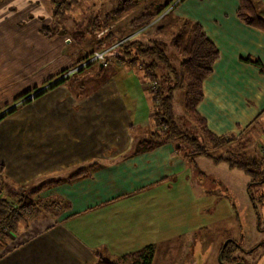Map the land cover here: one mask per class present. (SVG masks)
I'll list each match as a JSON object with an SVG mask.
<instances>
[{
    "label": "crops",
    "instance_id": "crops-1",
    "mask_svg": "<svg viewBox=\"0 0 264 264\" xmlns=\"http://www.w3.org/2000/svg\"><path fill=\"white\" fill-rule=\"evenodd\" d=\"M45 1L0 0L6 5L0 10V113L15 107L0 118V196L15 199L19 186L61 180L39 193V199H47L48 209L21 224L14 234L5 231L0 236V264L114 261L152 241L150 237L145 239L148 242L138 241L134 209L139 203L129 199L137 191L155 188L158 181L167 186L172 175L190 172L174 142L133 152L135 143L153 128L142 72L138 82L128 68H120L121 84L103 73L107 66L97 63L96 70L78 82L70 83V78L19 104L24 93L45 89L60 76L56 73L61 66L57 55L63 48L60 35L45 38L39 30L54 24L46 13L52 5L46 9ZM253 2L264 18V0ZM238 6L239 0H180L171 13L177 22L180 18L199 23L217 48L219 56L202 82L197 111L211 132L232 134L235 141L249 129L251 136L264 135L259 120L264 117V30L240 20ZM104 94L107 102H115L109 104L114 110L107 117L113 121L95 127L90 101L105 99ZM240 140L242 148L248 145ZM100 144L111 151H101ZM80 169L86 171L68 177ZM190 224L194 227H177L179 232L168 228L164 239L168 242L176 234L182 241L194 237L198 244L206 225L200 219Z\"/></svg>",
    "mask_w": 264,
    "mask_h": 264
},
{
    "label": "rangeland",
    "instance_id": "rangeland-1",
    "mask_svg": "<svg viewBox=\"0 0 264 264\" xmlns=\"http://www.w3.org/2000/svg\"><path fill=\"white\" fill-rule=\"evenodd\" d=\"M142 1L144 2L139 8L125 12L113 19L111 25L114 26L112 29L115 32V37L123 36L121 41L131 37L141 38L143 41H146V38H158L166 44L165 51L171 57L174 65L180 68V57L174 54L173 45L169 42L172 33H175L180 26L181 19L179 18V22H177L175 15L171 14L176 6L175 3L178 4L180 0H171L169 5L147 25L134 30L130 26L131 20L145 6L144 4H148L151 0ZM161 1L165 2L168 0ZM45 2L47 9L51 5V0H46ZM112 3V0L85 1L81 5L73 7L62 18L57 20L48 16V14L51 16L50 8L46 10L48 21H54L57 24L55 25L56 27H64L67 31L66 35H58L63 48L61 54L57 55L58 59L60 58L59 62H61V66L58 65L56 68L57 75H60L61 71L65 69L64 73L70 71L69 76L74 74L71 76L70 83L78 82L84 74L96 70L97 61L100 62V58H98L100 54L104 55L105 58L108 54L107 58L109 61L103 73L112 74L114 80L122 84V80H118L122 73L119 70L120 68L126 70L128 68L127 71H130L132 79L135 77L139 82L138 74L141 71L133 69L126 64H117L116 62L114 64L112 56L106 53L114 45L100 49L94 44L92 21L97 16L103 17ZM5 7L6 5H0V10L1 8L5 9ZM7 14L10 15L9 12ZM14 18L16 16H13ZM50 25L54 26V24ZM104 31H99L97 36ZM82 54L85 57L78 61ZM74 64L76 66H73ZM60 67L61 69L58 70ZM79 68H83V71L78 72ZM59 78L60 76L56 80ZM142 87L144 94L148 95V82L145 85L142 83ZM183 90V87H180L175 91V113L179 123L185 125L183 122L187 114L183 111ZM128 94L132 98V92ZM104 97L105 99L103 97H95L94 101L89 102L94 108L95 127L98 123L107 122L108 120L113 121V118L109 119L107 117L114 110L110 106L112 105L111 103L115 104V102H107L105 94ZM132 99L136 103V97ZM124 100L128 103V95ZM22 102L23 99L21 98L19 104ZM259 120H262V124H264V117ZM186 126H190L187 128L188 130H193L191 124ZM113 133V131L109 132L112 136L114 135ZM249 134L250 129L246 131L245 136L241 140L239 139L242 143H247L248 141V145L243 148L245 154L242 153L243 149L241 148L238 149L240 152L237 151V147L240 146L238 144L239 140L233 143L235 152H231L247 157L248 154L256 155V157L261 155L264 151V135L261 136V133L257 132L254 135L255 138L252 139L254 136ZM173 144L175 147L176 143L174 142ZM99 148L105 153L111 151V148L104 146V144H100ZM211 152L215 156H230L219 148ZM238 159L242 161V159ZM183 160L185 169L190 173H182L178 176L172 175L167 186L158 181L155 188L152 186L151 189L137 191L136 197L129 199L137 200L136 202L139 203L134 209L139 217H136L137 220L134 222V229L140 233L138 241L142 239L148 242L145 239L152 238V241L150 240L146 243L151 245L152 261L154 263L160 262V264H186L193 255L192 257L197 260L198 264H232L218 259L219 249L227 241V236H229V238L237 240L240 245L237 249L231 251V258L235 257L237 261H241L243 264H264V243L258 245L260 242H264V183L251 184L254 181L252 178H258L262 175L264 163L258 165L260 168H251L253 172H244L237 167H229L224 160L215 161L213 157L199 153L188 157L184 156ZM27 195L32 200L48 203L47 199H39L40 194L34 197L31 194ZM51 199L49 198L48 200ZM148 215L150 217H147ZM199 219L206 225V232L202 234V241H198V244L200 243L204 250L201 249L200 245L195 244L194 237L192 240L189 238L182 241V236L174 234L170 241L166 242L168 239H164L165 232L170 231L168 228L173 229L174 227V231L179 232L177 227L180 229H184V226L187 228L194 227L190 223L199 222ZM20 227L22 226L20 225ZM256 245L258 246L251 252H245V250L251 249ZM118 258L115 257V259Z\"/></svg>",
    "mask_w": 264,
    "mask_h": 264
},
{
    "label": "trees",
    "instance_id": "trees-1",
    "mask_svg": "<svg viewBox=\"0 0 264 264\" xmlns=\"http://www.w3.org/2000/svg\"><path fill=\"white\" fill-rule=\"evenodd\" d=\"M85 1L89 0H51V18L56 20L62 18L73 7L81 5ZM170 1L151 0L148 4L145 3V6L131 20L130 26L132 29H140L147 25L169 5ZM112 2L111 7L103 17L97 16L94 18V22L92 21L94 44L100 49L114 45L106 52L112 56V60L119 64H126L131 68L139 67L144 80L150 85L147 91L152 104L151 122L153 128L149 132L148 137L135 143L133 152L152 150L170 141L176 143L175 149L183 157L199 153L211 156L215 161L224 160L229 167H237L244 172H253L251 168H260L258 165L264 163V151L258 157L253 154H248V157L242 154H234V135L214 134L208 129L204 118L197 111V105L203 98L202 82L211 73L213 64L219 56L217 48L206 36L201 25L197 22L190 23L189 20L182 19L179 28L175 33H172L169 42L173 45L174 54L180 57V68H177V65H174L171 57L165 51L166 44L160 39L152 37L146 38V41H143L141 38L131 37L121 41L123 36L115 37L114 30L110 28L114 18L125 12L139 8L144 1L112 0ZM236 14L244 23L264 30V18L259 15L253 0H239ZM55 25L57 24L54 22V26L49 24L42 26L39 29L40 33L45 38L67 34L64 27L58 28ZM101 30L105 31L97 36ZM117 42L119 43L115 44ZM84 57L85 55H80L78 61ZM246 60L250 61L251 59L247 58ZM252 62L259 65L257 60ZM73 66H76V64ZM82 70L83 68H79L78 72ZM64 71L65 69L61 71L60 75ZM68 76L60 77L55 82L49 84L47 88L40 89L36 92L35 96L64 83L71 78V76ZM180 87L184 89L182 105L183 111L187 114L183 122L185 125L179 123V119L175 113V91ZM14 109L15 107L2 112L0 118ZM188 124H191L193 130L187 129L190 127L186 126ZM238 144L240 146L237 147V151L240 152L238 149L243 148L239 142ZM217 148L230 156L213 155L211 151ZM242 153L245 154L244 149ZM238 158L242 159V161ZM262 169L264 168L262 167ZM85 171L86 169H80L68 177L77 176ZM263 173L264 171L262 170V175L258 178H252L254 181L252 180L251 184L264 183ZM60 180L53 179L28 187L19 186L20 192L15 199L0 196V236L5 231L14 234L19 230L18 228L21 224L36 218L40 212L48 209L49 203L32 200L27 194H31L34 197L45 188L51 187ZM234 249L236 247L231 242H228L225 246H221L220 250H222V254L219 252L220 259L228 263H236L237 259L235 257L231 258L230 254ZM118 259L108 261L98 258L93 264H151L153 260L151 245L127 252ZM125 261L128 262L126 263Z\"/></svg>",
    "mask_w": 264,
    "mask_h": 264
},
{
    "label": "built area",
    "instance_id": "built-area-1",
    "mask_svg": "<svg viewBox=\"0 0 264 264\" xmlns=\"http://www.w3.org/2000/svg\"><path fill=\"white\" fill-rule=\"evenodd\" d=\"M175 5H176V3H175ZM172 7H173V6H172ZM170 8H171V7H170ZM98 58H100V62H99V63H102L103 66H106V65L108 64L109 59H108L107 57L105 58L104 55L102 56V54H100ZM69 72H70V71H69ZM69 72H66V73L60 75V77H65L66 75H69ZM67 73H68V74H67ZM149 86H150V85H149ZM35 94H36V92H34V93H29V94H27V95H25V96H23V97H21V98L23 99V102L26 101V100H32V99L35 97ZM20 100H21V99H20Z\"/></svg>",
    "mask_w": 264,
    "mask_h": 264
},
{
    "label": "flooded vegetation",
    "instance_id": "flooded-vegetation-1",
    "mask_svg": "<svg viewBox=\"0 0 264 264\" xmlns=\"http://www.w3.org/2000/svg\"><path fill=\"white\" fill-rule=\"evenodd\" d=\"M227 241H225V242H231V243H233L234 245H235V247H236V249H237V247H239L240 245H239V243L237 242V240H235V239H233V238H229V236H227ZM226 243V244H227ZM262 243H263V241H262ZM223 246V245H222ZM221 248V247H220ZM254 249V247H252V250ZM249 249H247V250H245V252H247ZM219 252H221V254H222V250H220L219 249ZM193 256V255H192ZM191 256V260L189 261V264H198V262H197V260L195 259V258H193ZM219 256H220V253H219ZM237 262H241V261H237ZM236 262V263H237Z\"/></svg>",
    "mask_w": 264,
    "mask_h": 264
},
{
    "label": "water",
    "instance_id": "water-1",
    "mask_svg": "<svg viewBox=\"0 0 264 264\" xmlns=\"http://www.w3.org/2000/svg\"><path fill=\"white\" fill-rule=\"evenodd\" d=\"M102 66H103V64H102V63H99V67H102ZM226 243H227V242H225V243L223 244V246H225ZM260 244H262V242H260L258 245H260ZM258 245H256L254 248H256ZM251 251H252V248L249 249L247 252H251ZM218 259L220 260V256L218 257ZM234 264H243V262H237V263H234Z\"/></svg>",
    "mask_w": 264,
    "mask_h": 264
}]
</instances>
